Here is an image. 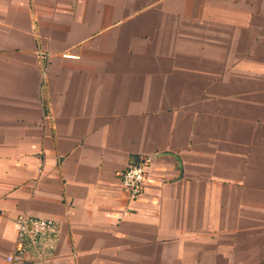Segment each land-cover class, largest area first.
<instances>
[{
    "label": "crops",
    "instance_id": "crops-1",
    "mask_svg": "<svg viewBox=\"0 0 264 264\" xmlns=\"http://www.w3.org/2000/svg\"><path fill=\"white\" fill-rule=\"evenodd\" d=\"M22 212L43 264H264V0H0V264Z\"/></svg>",
    "mask_w": 264,
    "mask_h": 264
},
{
    "label": "built area",
    "instance_id": "built-area-1",
    "mask_svg": "<svg viewBox=\"0 0 264 264\" xmlns=\"http://www.w3.org/2000/svg\"><path fill=\"white\" fill-rule=\"evenodd\" d=\"M150 158L143 156L138 162L128 164L119 172V183L130 200H136L143 192L149 172ZM16 238L13 250L5 256L9 264H28V254H35L33 264H43L42 252L58 232L55 221L18 213L14 218Z\"/></svg>",
    "mask_w": 264,
    "mask_h": 264
}]
</instances>
